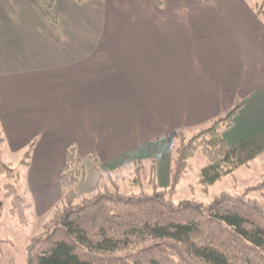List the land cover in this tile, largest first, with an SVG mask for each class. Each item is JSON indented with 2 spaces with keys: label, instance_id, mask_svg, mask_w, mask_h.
<instances>
[{
  "label": "crops",
  "instance_id": "0c3cea01",
  "mask_svg": "<svg viewBox=\"0 0 264 264\" xmlns=\"http://www.w3.org/2000/svg\"><path fill=\"white\" fill-rule=\"evenodd\" d=\"M226 6L0 0L3 157L35 142L25 165L32 208L61 201L71 144L109 170L154 159L168 186L179 132L194 134L238 102L227 144L264 132V17L251 1Z\"/></svg>",
  "mask_w": 264,
  "mask_h": 264
},
{
  "label": "trees",
  "instance_id": "16d2710c",
  "mask_svg": "<svg viewBox=\"0 0 264 264\" xmlns=\"http://www.w3.org/2000/svg\"><path fill=\"white\" fill-rule=\"evenodd\" d=\"M258 8L264 14V5ZM241 106L238 102L192 135L179 132L168 186H159L154 162L146 169L142 161L127 165L133 181L140 183L142 174L148 178L152 192L140 185V192L125 194L115 185V192H99L75 204V187L85 171L76 165L81 160L76 146L69 145L60 179L62 204L53 208L43 233L32 237L25 264H264V203L253 196L264 195V177L243 193L223 191L210 201L172 200L198 151L208 160L198 172L205 192L264 154V132L232 146L224 138ZM5 142L0 130V188L11 198V213L25 221L32 203L18 193L20 174L3 157ZM34 145L24 153L23 164H30ZM3 210L0 199V218Z\"/></svg>",
  "mask_w": 264,
  "mask_h": 264
},
{
  "label": "rangeland",
  "instance_id": "374dc122",
  "mask_svg": "<svg viewBox=\"0 0 264 264\" xmlns=\"http://www.w3.org/2000/svg\"><path fill=\"white\" fill-rule=\"evenodd\" d=\"M199 1L204 2L206 5H208V3L217 5L219 4L224 8L227 7L226 4L229 2L251 1L256 7V12H258V6L264 5V0ZM211 12L213 16H216L213 9H211ZM224 15L230 16L232 15V12L225 11ZM260 16L264 17V14ZM178 142L179 140H177V144ZM174 150L176 151V147H174ZM24 153L25 152L6 154L4 155V159L7 162H10L20 174V181L17 183L18 193L26 197L27 200L32 203L33 198L30 195V188L28 185L29 169L22 162L24 159ZM90 155H81L80 153L78 155L79 157H82H80L81 160L78 161L79 163L76 165L83 169L85 173L75 187V190L78 193L75 204H78L85 199H92L99 192H115L116 186L119 187L118 190H120V192L125 194L140 192L142 190L140 185H143L147 192L154 191V188L151 184H149L148 178L145 177L144 174H142L141 182L137 183L133 181V175L130 177V168L125 169L126 167H123L116 170H109V168H106L104 164L99 162L96 154H93L94 157H91ZM153 162L155 163L154 159ZM153 162H140V165L138 166H142V163L144 165L142 167H145L144 169L148 168V166L150 168ZM162 162L164 163L165 167H162L163 169L161 168V170L166 171V159H164ZM207 162V158L201 151H198L195 156L190 159V171L179 184L175 195H173L172 200L174 203L177 204L187 199L210 201L223 191H228L231 193H243L247 187L257 184L264 177V154H261L259 157L251 161L249 166H242L238 168L234 172V175H228L217 181L215 184L210 186L208 192H205L198 183V172L202 167L207 165ZM159 186L165 187L160 184ZM5 193V189L1 187L0 199L4 202V210L2 217L0 218V264H25L28 257V247L30 246L32 237L43 233L44 226L49 223L53 217L54 209L52 211L46 210V201H38L36 199L37 205L35 204L33 208L31 206L25 209V221H22L19 216L13 215L11 213V198L6 197ZM253 196L258 198L261 203H264V195L254 193ZM53 199L55 198H50L49 201ZM62 200L63 196L61 201H57L56 205L62 204Z\"/></svg>",
  "mask_w": 264,
  "mask_h": 264
}]
</instances>
